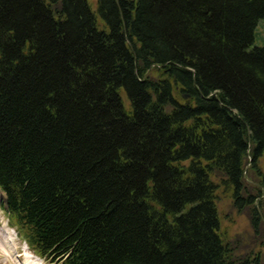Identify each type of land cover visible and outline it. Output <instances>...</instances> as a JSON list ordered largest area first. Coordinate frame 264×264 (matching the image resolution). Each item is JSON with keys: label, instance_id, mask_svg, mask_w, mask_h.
<instances>
[{"label": "trees", "instance_id": "trees-1", "mask_svg": "<svg viewBox=\"0 0 264 264\" xmlns=\"http://www.w3.org/2000/svg\"><path fill=\"white\" fill-rule=\"evenodd\" d=\"M93 1L0 0L9 224L49 264H264L216 204L264 227V0Z\"/></svg>", "mask_w": 264, "mask_h": 264}, {"label": "rangeland", "instance_id": "rangeland-1", "mask_svg": "<svg viewBox=\"0 0 264 264\" xmlns=\"http://www.w3.org/2000/svg\"><path fill=\"white\" fill-rule=\"evenodd\" d=\"M92 7L96 8L93 0H89ZM260 33H264V22L260 23ZM256 45L264 46L259 38ZM250 165L246 167V172ZM260 167L264 172V156L260 159ZM245 185L248 190H254L259 186L256 175L249 170L245 175ZM5 195L0 192V264H22L26 256H32L31 261L38 264H49L34 254L27 243L20 237L17 228L9 224L7 214L4 210ZM217 209L220 218V234L222 239L236 257L251 256L253 259L260 256L262 262L264 254V227L261 226L255 232L247 211L239 212L233 205L232 192L229 189L221 188L217 193ZM27 248V250H26ZM25 254V257H24ZM20 255V258H19ZM23 255V257H22ZM41 262V263H40Z\"/></svg>", "mask_w": 264, "mask_h": 264}, {"label": "bare ground", "instance_id": "bare-ground-1", "mask_svg": "<svg viewBox=\"0 0 264 264\" xmlns=\"http://www.w3.org/2000/svg\"><path fill=\"white\" fill-rule=\"evenodd\" d=\"M26 250H27V248H26ZM22 257H23V255H22ZM24 257H25V254H24ZM19 258H20V255H19ZM32 259H34V257H32V256H30V257L29 256H26L25 257V260H23L22 264H38V263H35V262L31 261ZM20 262L21 261H19V264H20Z\"/></svg>", "mask_w": 264, "mask_h": 264}, {"label": "clouds", "instance_id": "clouds-1", "mask_svg": "<svg viewBox=\"0 0 264 264\" xmlns=\"http://www.w3.org/2000/svg\"><path fill=\"white\" fill-rule=\"evenodd\" d=\"M3 251H4V249L2 247H0V252H3Z\"/></svg>", "mask_w": 264, "mask_h": 264}]
</instances>
